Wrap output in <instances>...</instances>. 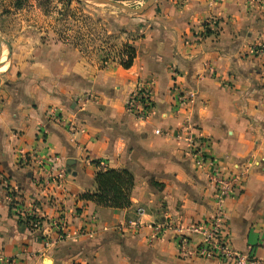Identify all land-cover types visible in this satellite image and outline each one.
Listing matches in <instances>:
<instances>
[{"label": "crops", "instance_id": "0c3cea01", "mask_svg": "<svg viewBox=\"0 0 264 264\" xmlns=\"http://www.w3.org/2000/svg\"><path fill=\"white\" fill-rule=\"evenodd\" d=\"M128 29L138 37L127 69L56 43L2 73L0 259L231 264L179 256L170 231L148 241L155 224L214 214V165L223 176L246 173L222 204V233L264 264V56L252 51L264 43V0H158ZM137 89L152 104L145 119L127 110ZM188 136L204 144L205 165ZM106 168L132 174L129 207L82 199ZM19 208L41 215L38 229Z\"/></svg>", "mask_w": 264, "mask_h": 264}, {"label": "rangeland", "instance_id": "374dc122", "mask_svg": "<svg viewBox=\"0 0 264 264\" xmlns=\"http://www.w3.org/2000/svg\"><path fill=\"white\" fill-rule=\"evenodd\" d=\"M145 2L124 3L139 8ZM144 13L128 14L92 0H0V37L11 49L9 53L1 45L0 77L11 63L34 58L56 43L102 62L121 63L130 41L138 37L129 24Z\"/></svg>", "mask_w": 264, "mask_h": 264}, {"label": "built area", "instance_id": "2783aa9c", "mask_svg": "<svg viewBox=\"0 0 264 264\" xmlns=\"http://www.w3.org/2000/svg\"><path fill=\"white\" fill-rule=\"evenodd\" d=\"M214 1V0H211ZM258 56H264V44L257 45L254 52ZM150 98L148 92L145 90H135L128 99L127 110L134 114L139 119H145L150 112ZM185 131L181 134L184 135ZM187 142L194 146L195 154H197L198 165H205L204 159L199 155L203 143L193 142L189 136L186 137ZM205 142V141H202ZM211 165V163H209ZM245 172L232 177L221 175V171L214 165L207 173V178L215 187L214 202L216 210L214 214L204 223L176 225L171 224H155L151 227V234L148 241L152 242L158 240L165 231H170L173 239L177 244L178 254L184 258H196L213 261H229L231 264H261L262 261L251 257L249 254H239L233 250L226 237L223 236V202L231 196L233 190L239 185L245 176ZM59 177L63 176L61 172ZM18 215L25 218V215L31 213L28 209L16 210ZM139 213L143 211L138 210ZM37 218L41 215L32 213ZM40 223H34L32 227L38 229ZM65 224L60 222L54 225L56 230V237L58 240L64 238ZM261 247L264 250V242ZM0 264H11L9 259H0Z\"/></svg>", "mask_w": 264, "mask_h": 264}, {"label": "trees", "instance_id": "16d2710c", "mask_svg": "<svg viewBox=\"0 0 264 264\" xmlns=\"http://www.w3.org/2000/svg\"><path fill=\"white\" fill-rule=\"evenodd\" d=\"M118 2L133 3L138 0H112ZM125 60L121 65L127 69L131 66L135 57V50L130 45L127 46L124 52ZM152 107V104H150ZM96 191L93 194L83 195L82 199L94 202L101 207H109L114 209H124L130 205V194L133 188V176L127 170H115L106 168L98 170L95 174ZM14 197V195H11ZM11 205V204H10ZM32 210V209H31ZM34 209L32 210V212ZM42 219L37 218L34 214L29 213L25 215L23 223L27 228L32 230L34 223H40ZM56 233V232H55Z\"/></svg>", "mask_w": 264, "mask_h": 264}, {"label": "water", "instance_id": "95a60500", "mask_svg": "<svg viewBox=\"0 0 264 264\" xmlns=\"http://www.w3.org/2000/svg\"><path fill=\"white\" fill-rule=\"evenodd\" d=\"M95 4L99 5H105L108 7H111L113 9H117L120 11H123L128 14H135V15H141L144 13L147 9H149L156 1L158 0H146V2L140 6L139 8H132L126 6L124 2H118V1H112V0H92ZM1 45H5L7 50L10 53V46L7 42H5L1 37H0V60L2 58V48ZM3 65L2 62H0V66ZM50 264V262H48Z\"/></svg>", "mask_w": 264, "mask_h": 264}]
</instances>
